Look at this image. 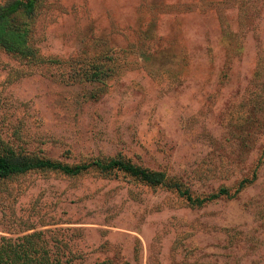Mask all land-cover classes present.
I'll list each match as a JSON object with an SVG mask.
<instances>
[{
    "label": "rangeland",
    "instance_id": "obj_1",
    "mask_svg": "<svg viewBox=\"0 0 264 264\" xmlns=\"http://www.w3.org/2000/svg\"><path fill=\"white\" fill-rule=\"evenodd\" d=\"M16 21L34 55L0 50V151L119 158L165 184L94 166L8 179L0 247L34 235L52 264H264V0H36Z\"/></svg>",
    "mask_w": 264,
    "mask_h": 264
},
{
    "label": "trees",
    "instance_id": "obj_2",
    "mask_svg": "<svg viewBox=\"0 0 264 264\" xmlns=\"http://www.w3.org/2000/svg\"><path fill=\"white\" fill-rule=\"evenodd\" d=\"M36 0H8L0 5V50L12 55L27 58L34 55L29 45V30L17 23L18 16L30 18L33 15ZM93 80L99 76V70L93 72ZM96 167L102 172L120 171L134 177L150 186L165 184L164 174L136 166L124 159H111L107 162L95 161L88 165H66L48 159L28 158L9 151H0V184L8 179L26 174L30 171H54L66 176L74 177L89 167ZM177 186V185H175ZM177 191L186 195L179 187ZM219 192L224 193L225 189ZM192 203H202V200H192ZM34 235H25L19 242L6 243L0 247V264H52L47 255L41 254L33 248Z\"/></svg>",
    "mask_w": 264,
    "mask_h": 264
}]
</instances>
